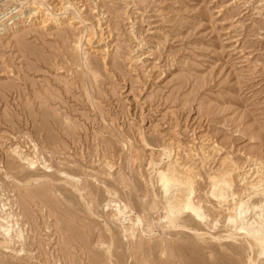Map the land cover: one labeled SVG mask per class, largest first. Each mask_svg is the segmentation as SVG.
<instances>
[{"label": "rangeland", "instance_id": "rangeland-1", "mask_svg": "<svg viewBox=\"0 0 264 264\" xmlns=\"http://www.w3.org/2000/svg\"><path fill=\"white\" fill-rule=\"evenodd\" d=\"M249 158L264 163V0H0V264H264L210 195L234 164L246 200ZM175 160L205 223L166 214Z\"/></svg>", "mask_w": 264, "mask_h": 264}, {"label": "bare ground", "instance_id": "bare-ground-1", "mask_svg": "<svg viewBox=\"0 0 264 264\" xmlns=\"http://www.w3.org/2000/svg\"><path fill=\"white\" fill-rule=\"evenodd\" d=\"M39 1L41 2L43 0H39ZM31 5H33V6H32V8L30 7V9L33 11V13L35 15L37 13H40L41 12L40 11L41 10L40 9V6L41 5L38 6L37 3H36V1H34L33 4H31ZM43 6H44V4H43ZM43 6H41V8ZM44 8H45V6H44ZM60 8H61V11L62 10L66 11V8H64V6L61 5ZM50 20L51 21H54V22H57L58 21V19H56V18H51ZM204 151H206L208 154H210V152H211L209 147H207ZM21 159L24 160V161H27V159H24V158H21ZM29 164L30 165H33L32 162H29ZM231 164H232V162H231ZM170 165H172V167L170 169L168 168L170 171L169 170H168V172L161 171L159 173V178H158V180H159L158 181L159 182V186H160V188L162 190L161 192L164 193V195L167 197V199H166L167 200V204L164 205L165 206V210H166V214L167 215H173L175 213H178L179 214V213L185 212V213L190 214L191 215V218L193 217L197 221L202 222V223H205L207 218L205 216L206 214L204 213V211L202 209L203 206L200 205V203H201L200 201H199L200 203H198V202H196L194 200V198H195L194 197V192L195 191H194V188H193V185L194 184L192 185V183H194L193 180H192V183H190L189 181H191V180H188V179H187L188 182L185 181L186 183L185 182L182 183V181L179 182L177 180L178 178H176V177L178 175V172H177L178 169H181L180 166L177 164L176 160L174 162H172ZM247 167H249L248 170H246ZM251 167H254V169H250ZM246 168H245L246 171H244V174L241 177L239 176L240 182L242 181V182L245 183V185H247L246 188H245V191L247 193L246 200H239L238 199V196L235 195L232 192V188H231L232 187L231 184L233 182L232 181V179H233L232 178V172H234V171L237 170V167L234 164L231 165L230 169H228L226 171H223L221 173H218L213 178H210V181H211V187H210V189H212L210 195L216 201H220V202H226L229 198L232 199V201L234 202L233 207H235V208H233L234 209L233 212H234V215L235 216L234 217H229L228 222L230 224H232L233 226H236L237 223L241 224L240 228H238V229L236 228L235 230L237 232H242L243 235L245 234L247 237H249V239L252 238L253 241L259 246L260 256L263 257L264 256V223H263L264 222V189H262V188H264V186L261 183H263V180H264V163H258L257 160H253V159L249 158L248 159V162H247ZM251 170L253 171V176L255 175L256 178L261 177V179L259 178L260 180H258L256 182H255V179L250 180V179L253 178L252 176L248 177V174H249V172ZM235 196H237L236 198H237V200H239V202L238 201L237 202L234 201ZM258 197L260 198V201L257 204H255V205L252 204V199H255V198H258ZM230 209H232V207ZM250 211H255V213L257 212V215L255 216V218H257L256 220H258V219L260 221L262 220L261 223H259V224H261L262 227L259 226L260 228H258L254 224V222H253L254 220H251L252 222L249 223V224L247 223V225H245L246 227H244L243 224H244V221H246L245 220L246 215ZM118 213L120 215L121 212L119 211ZM188 214H186V215H188ZM249 215L250 214H248V216ZM6 218H7V216H6ZM9 218H10V216H9ZM140 219L143 220L144 218L143 219L142 218H139V220ZM137 220H138V218H137ZM6 221H4L3 224H6L7 223ZM130 221H132V220H130ZM142 222H144V221H142ZM145 222H147V221H145ZM256 222H259V221H256ZM1 224H0V226H1ZM167 224H168L169 227H172V228H175V229L178 228L180 230V228H179L180 226L179 225H176L175 222L172 219H170L168 216H167ZM256 224H258V223H256ZM254 225L257 228H255ZM8 228L9 227H6V228L0 227V231L2 229V231L4 233V236H6V237H8L9 232H10V230ZM11 229H13V228L11 227ZM149 229H150V225H149ZM178 229H176V230H178ZM183 229H187V228H183ZM11 231H13V230H11ZM20 234H22V232ZM20 234H16V235L18 236ZM0 235H1V233H0ZM16 235H15V237H16ZM4 236H3V238H4ZM246 236H244V237H246ZM18 237L21 238L20 236H18ZM228 237L230 239H233V236L231 234H229ZM213 239H215V238L213 237ZM11 240H13V239H11ZM4 241H6V239H4ZM5 243H4V245H5Z\"/></svg>", "mask_w": 264, "mask_h": 264}]
</instances>
